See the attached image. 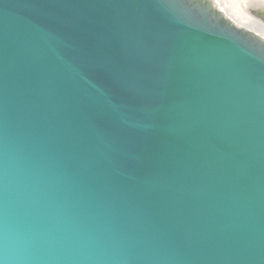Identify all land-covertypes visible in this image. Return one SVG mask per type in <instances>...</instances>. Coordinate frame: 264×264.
<instances>
[{
	"label": "water",
	"instance_id": "obj_1",
	"mask_svg": "<svg viewBox=\"0 0 264 264\" xmlns=\"http://www.w3.org/2000/svg\"><path fill=\"white\" fill-rule=\"evenodd\" d=\"M0 264H264V0H0Z\"/></svg>",
	"mask_w": 264,
	"mask_h": 264
}]
</instances>
